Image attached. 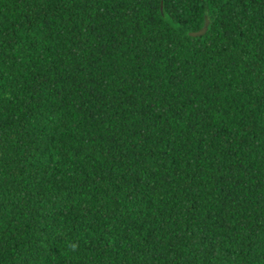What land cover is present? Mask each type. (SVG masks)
I'll use <instances>...</instances> for the list:
<instances>
[{"label":"trees","instance_id":"1","mask_svg":"<svg viewBox=\"0 0 264 264\" xmlns=\"http://www.w3.org/2000/svg\"><path fill=\"white\" fill-rule=\"evenodd\" d=\"M0 264H264V0H0Z\"/></svg>","mask_w":264,"mask_h":264},{"label":"water","instance_id":"2","mask_svg":"<svg viewBox=\"0 0 264 264\" xmlns=\"http://www.w3.org/2000/svg\"><path fill=\"white\" fill-rule=\"evenodd\" d=\"M208 25H209V20H208L207 17H205V20H204V23H203L202 27L199 30H197V31H190L189 35H191V36L203 35L206 32V30L208 28Z\"/></svg>","mask_w":264,"mask_h":264}]
</instances>
